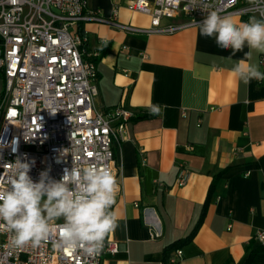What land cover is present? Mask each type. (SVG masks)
Wrapping results in <instances>:
<instances>
[{
    "label": "crops",
    "instance_id": "0c3cea01",
    "mask_svg": "<svg viewBox=\"0 0 264 264\" xmlns=\"http://www.w3.org/2000/svg\"><path fill=\"white\" fill-rule=\"evenodd\" d=\"M128 1L85 0L87 11L118 26L88 19L71 28L87 39L83 60L95 63L93 109L135 113L113 144L119 226L106 237L118 252L101 264H169L177 249V264H264V245L253 239L264 230V86L232 72L247 47L229 60L199 25L126 31L150 29V16L128 10ZM262 56L253 51L251 63L264 71ZM179 165L189 173L182 187Z\"/></svg>",
    "mask_w": 264,
    "mask_h": 264
},
{
    "label": "built area",
    "instance_id": "2783aa9c",
    "mask_svg": "<svg viewBox=\"0 0 264 264\" xmlns=\"http://www.w3.org/2000/svg\"><path fill=\"white\" fill-rule=\"evenodd\" d=\"M126 7L150 16L146 31L119 26L133 33L172 34L199 25L212 10L264 19V0H154L153 5L130 0ZM177 17L184 23L161 26L163 19ZM88 19L118 26L87 11L85 0H0V187L10 186L11 164L18 159L32 164L29 175L34 181L43 171L59 180L73 165L94 164L113 174V144L135 113L121 105L104 113L93 109L95 63L81 57L86 37L71 33L75 24ZM259 63L264 69V56ZM257 82L264 86V81ZM188 178L179 165L177 186ZM11 235L0 230V264H101L105 256L118 252L117 243L107 237L98 253L56 248L59 229L38 248L14 247ZM253 239L264 245V230ZM181 258L177 249L168 262L177 264Z\"/></svg>",
    "mask_w": 264,
    "mask_h": 264
},
{
    "label": "clouds",
    "instance_id": "9594fccd",
    "mask_svg": "<svg viewBox=\"0 0 264 264\" xmlns=\"http://www.w3.org/2000/svg\"><path fill=\"white\" fill-rule=\"evenodd\" d=\"M198 31L200 36L214 39L218 49L230 50L229 60L247 47L232 72L244 83L264 81V71L251 63L253 51L264 54V19L251 17L237 23L232 16L212 10L199 22ZM153 113L158 114L159 109L153 108ZM31 167L18 159L11 164L10 186L0 187V230L12 234L11 245L38 248L59 229L54 247L98 253L106 236L119 226L111 211L116 177L107 167L87 164L65 169L59 180L43 171L34 181L29 175ZM58 220L63 223L57 224Z\"/></svg>",
    "mask_w": 264,
    "mask_h": 264
},
{
    "label": "trees",
    "instance_id": "16d2710c",
    "mask_svg": "<svg viewBox=\"0 0 264 264\" xmlns=\"http://www.w3.org/2000/svg\"><path fill=\"white\" fill-rule=\"evenodd\" d=\"M191 236H192V235H191ZM191 236L188 237V238L186 239V241H188V240L191 238ZM177 247H180V244H175L173 247H169V248H168V251H171L172 249H175V248H177ZM262 249H264V248H262ZM247 264H249V261H248Z\"/></svg>",
    "mask_w": 264,
    "mask_h": 264
},
{
    "label": "rangeland",
    "instance_id": "374dc122",
    "mask_svg": "<svg viewBox=\"0 0 264 264\" xmlns=\"http://www.w3.org/2000/svg\"><path fill=\"white\" fill-rule=\"evenodd\" d=\"M2 85H1V82H0V93H1V91H2V87H1ZM57 223H62L63 221L62 220H58V221H56Z\"/></svg>",
    "mask_w": 264,
    "mask_h": 264
}]
</instances>
